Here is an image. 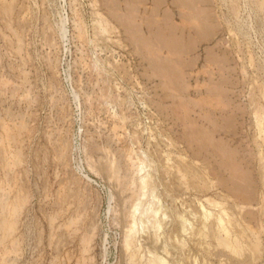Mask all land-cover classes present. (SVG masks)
<instances>
[{
	"label": "rangeland",
	"instance_id": "374dc122",
	"mask_svg": "<svg viewBox=\"0 0 264 264\" xmlns=\"http://www.w3.org/2000/svg\"><path fill=\"white\" fill-rule=\"evenodd\" d=\"M151 201L140 264H264V0H0V264H128Z\"/></svg>",
	"mask_w": 264,
	"mask_h": 264
},
{
	"label": "bare ground",
	"instance_id": "6f19581e",
	"mask_svg": "<svg viewBox=\"0 0 264 264\" xmlns=\"http://www.w3.org/2000/svg\"><path fill=\"white\" fill-rule=\"evenodd\" d=\"M176 1V0H175ZM184 1V0H183ZM185 1H187V0H185ZM195 1V0H194ZM198 1V0H197ZM95 3V2H94ZM177 3V2H176ZM197 3V2H196ZM92 4V3H91ZM98 7V6H97ZM128 10V9H127ZM199 11V10H198ZM234 11V10H233ZM127 12V11H126ZM159 13V12H158ZM165 13H168V12H165ZM130 14V13H129ZM170 14V13H169ZM180 14V13H179ZM186 15V14H185ZM171 16H172V14H171ZM185 17V16H184ZM103 20V19H102ZM170 20V19H169ZM149 25H151V24H149ZM205 25H207V24H205ZM141 26V25H140ZM142 27V26H141ZM147 27H148V25H147ZM150 27V26H149ZM176 28H177V26H175ZM179 27V26H178ZM202 27H205L204 25L202 26ZM194 28V27H193ZM198 28H199V26H198ZM205 28H207V27H205ZM148 29V28H147ZM183 29V28H182ZM192 29V28H191ZM197 29V28H196ZM207 29H209V27L207 28ZM176 30V29H175ZM205 31H209V30H206L205 29ZM150 32V31H149ZM201 32V31H200ZM144 33V32H143ZM170 33V32H169ZM158 35V34H157ZM203 35H204V33H203ZM207 35H208V33H207ZM160 36V35H159ZM194 36V35H193ZM192 36V37H193ZM206 36V35H205ZM191 37V38H192ZM190 38V39H191ZM183 39V38H182ZM150 40V39H149ZM172 40H173V38H172ZM175 40V39H174ZM197 42V41H196ZM160 43V42H159ZM175 43V42H174ZM176 44V43H175ZM164 45V44H163ZM165 45H167V44H165ZM168 45H171L170 44V42H169V44ZM174 45V44H173ZM177 45V44H176ZM172 48V47H171ZM175 48H176V46H175ZM180 48V47H179ZM197 48V47H196ZM209 53V52H208ZM172 54V53H171ZM174 57V56H173ZM193 57V56H192ZM178 58H180V57H178ZM167 59H170V58H166L165 57V60L164 61H166V63L165 64H167ZM194 60H196L197 58L195 57V58H193ZM210 60V59H209ZM162 61H163V59H162ZM170 62V61H169ZM173 61H171V63H172ZM196 62H197V60H196ZM176 63H177V61H176ZM169 65H170V63L169 64H167V66L169 67ZM157 66H158V64H157ZM172 66V65H171ZM175 66V65H174ZM186 66V65H185ZM188 66V65H187ZM162 67H164V66H162ZM169 68H171V67H169ZM180 68V67H179ZM156 69V68H155ZM168 69V68H167ZM172 69V68H171ZM155 71V70H154ZM161 71H162V69H161ZM172 71L173 72H175L173 69H172ZM177 71V70H176ZM182 71V70H181ZM173 72H171V73H173ZM181 74V73H180ZM179 74V75H180ZM186 75V74H185ZM168 76V75H167ZM184 76V75H183ZM165 77V76H164ZM169 77V76H168ZM180 77V76H179ZM225 77V76H224ZM166 78V77H165ZM172 78H174V77H172ZM182 78V77H181ZM184 78V77H183ZM185 79V78H184ZM176 80V79H175ZM213 80V79H212ZM185 81V80H184ZM220 81V80H219ZM228 81V80H227ZM161 82V81H160ZM224 82V81H223ZM171 85V84H170ZM179 85V84H178ZM180 86V85H179ZM171 87V86H170ZM174 88V87H173ZM176 88V87H175ZM174 88V89H175ZM169 97V96H168ZM171 98V97H170ZM163 99H165V98H163ZM175 99V98H174ZM179 100H181V98L179 99ZM190 100V99H189ZM148 101V100H147ZM146 101V102H147ZM143 102V101H142ZM175 102V101H174ZM133 104V103H132ZM182 104L184 105L185 103H181V106H182ZM169 105H171L170 103H169ZM179 107V106H178ZM176 108V107H175ZM165 109V108H164ZM171 109V108H170ZM188 111V110H187ZM175 112V111H174ZM177 112V111H176ZM173 113V112H172ZM169 114V113H168ZM192 114V113H191ZM176 116H178L177 114H176ZM187 117H189V116H187ZM180 120V119H179ZM191 120V119H190ZM189 121V120H188ZM141 123V122H140ZM185 123V122H184ZM207 123V122H206ZM213 123V122H212ZM192 126V125H191ZM143 128V131H146L147 133H150L149 132V127H146V126H143L142 127ZM199 128V127H198ZM219 129V128H218ZM190 131V130H189ZM199 131V130H198ZM145 132V133H146ZM197 132V131H196ZM200 132V131H199ZM171 133V132H170ZM197 134V133H196ZM197 136V135H196ZM211 136V135H210ZM149 137V136H148ZM170 137V136H169ZM139 138V137H138ZM203 138V137H202ZM133 139V138H132ZM140 139V138H139ZM187 139V138H186ZM198 139V138H197ZM183 140V139H182ZM136 141V140H135ZM220 141V140H219ZM219 141H216V143L218 144V142ZM2 142V141H1ZM198 143V142H197ZM75 144V143H74ZM188 144V143H187ZM202 145V144H201ZM204 146V145H203ZM214 146H216L215 144H214ZM219 146H221V144H218V147ZM190 147V146H189ZM192 147H194V145L192 144ZM198 147V146H197ZM201 147V146H200ZM212 147V146H211ZM217 147V146H216ZM178 148V147H177ZM196 148V147H195ZM204 148H206V147H204ZM192 149H194V148H192ZM197 149V148H196ZM158 150V149H157ZM165 150H167V148L165 149ZM232 150V151H231ZM231 153L234 151L232 148H231ZM192 151V150H191ZM225 151V150H224ZM178 152V151H177ZM195 152V151H194ZM220 152V151H219ZM221 153V152H220ZM21 154V153H20ZM226 154V153H225ZM225 154H224V156H225ZM228 154V153H227ZM229 154H230V152H229ZM148 155V154H147ZM159 155V154H158ZM195 155L196 156H198L199 154H198V149L196 150V153H195ZM231 156L233 155V153L232 154H230ZM194 156V155H193ZM195 156V157H196ZM221 156V155H220ZM231 156H230V159H231ZM152 158V157H151ZM227 158V157H226ZM237 158V157H236ZM235 158V159H236ZM131 159H132V163H133V166L135 167V170H136V173L139 175V182H138V185H139V188H140V190H142V195H147V193H151V195L152 196H154V192L156 191V187H157V183L155 182V180L153 179V176H152V174L149 172V170H148V167L150 166V164H148V159L146 158V157H141V154L139 155V153L138 152H135L134 153V156H131ZM135 159V160H134ZM163 159V158H162ZM161 159V160H162ZM228 159V158H227ZM234 159V161H236ZM160 160V161H161ZM228 161H229V159H228ZM231 161V160H230ZM230 161H229V163H230ZM156 162V161H155ZM232 162H233V160H232ZM240 162V161H239ZM238 162V163H239ZM237 163V164H238ZM180 164V163H179ZM228 164V163H227ZM217 165V164H216ZM243 165V164H242ZM78 166V165H77ZM209 166V165H208ZM231 166H232V164H231ZM75 167V166H74ZM114 167V166H113ZM116 167V166H115ZM233 167V166H232ZM80 168V167H79ZM78 168V169H79ZM111 168V167H110ZM77 169V170H78ZM84 169V168H83ZM238 169V168H237ZM236 169V170H237ZM82 170V169H81ZM238 170H240V169H238ZM242 171V170H241ZM238 172V171H237ZM240 172V171H239ZM245 172V171H244ZM213 173H215V172H213ZM81 174V173H80ZM79 174V175H80ZM172 174V173H171ZM233 174V173H232ZM235 174V173H234ZM82 175V174H81ZM214 175V174H213ZM237 175V174H236ZM235 175V176H236ZM243 175V174H242ZM120 176V175H119ZM234 177V176H233ZM84 178H86V177H84ZM235 181H236V179H235ZM240 184V183H239ZM230 186V185H229ZM159 188V187H158ZM212 189V188H211ZM170 190V189H169ZM248 191V190H247ZM195 193V192H194ZM204 194V193H203ZM170 196V195H169ZM256 196V195H255ZM215 197V196H214ZM244 197V196H243ZM140 198V197H139ZM138 198V199H139ZM164 198V197H163ZM218 198V197H217ZM216 198V199H217ZM220 198V197H219ZM173 201V200H172ZM232 201V200H231ZM174 202V201H173ZM181 202H182V200H181ZM185 202V201H184ZM193 202H194V200H193ZM202 202V201H201ZM209 202H211L213 205H216V204H218L216 201H211V200H209ZM229 202V201H228ZM14 203V202H13ZM165 203V202H164ZM187 203V202H186ZM196 203V202H195ZM247 203V202H246ZM4 204V203H3ZM185 204V203H184ZM197 204V203H196ZM201 204V206L204 208V205L202 204V203H200ZM5 205V204H4ZM186 205V204H185ZM141 205H140V202H136L134 205H133V210H132V212H131V222L129 223V225H128V228H127V230H126V235H125V244H126V247H127V249H128V251H129V261H128V264H140L141 263V260L139 259L140 258V256H139V248H136V246H137V243H136V239H135V230H136V226L138 225V224H142V226H144V227H146L145 226V222L147 221V222H150V224H151V227H153L155 230H157V232L156 231H154V232H156V237H157V240L160 238V235H161V233L163 232H160L159 233V230H163L164 229V224L165 223H167V221L165 222V218H166V216H167V213H166V211L165 210H163V208H162V206L161 205H159V207H157V206H154L153 205V202L151 201V202H149V205L147 206V207H145L144 209H141V207H140ZM166 206V205H165ZM200 206V207H201ZM10 207V206H9ZM185 207V206H184ZM229 207V206H228ZM167 208V207H166ZM208 208V207H207ZM211 208V207H210ZM213 208V207H212ZM5 209V208H4ZM185 209V208H184ZM137 211H139V215H137ZM196 211H197V209H196ZM235 211V210H234ZM241 211V210H240ZM174 213V212H173ZM190 213V212H189ZM199 213V212H198ZM2 214V213H1ZM13 214V213H12ZM15 214V213H14ZM150 214V215H149ZM181 214V213H180ZM189 215V214H188ZM212 214H211V212H208L206 209H205V211H204V216H205V218H208L209 216H211ZM181 217V219H182V221H181V230L183 231V232H187L189 229H192L193 228V226H192V223L193 222H190V220H188L187 218H185L183 215H181L180 216ZM190 217V216H189ZM7 218V217H6ZM191 218V217H190ZM231 218V217H230ZM214 220V219H213ZM178 221V220H177ZM210 221V220H209ZM2 222H4V221H2ZM211 222H212V220H211ZM202 223V222H201ZM206 223V222H205ZM144 224V225H143ZM5 225V224H4ZM202 225V224H201ZM211 225V224H210ZM213 225H216L217 227H218V229H219V231H221V232H223V234L225 235V237H226V239H223V241H224V243L225 244H227V245H229L230 247L231 246H234L233 245V242L230 240L231 239V236H232V234H231V230L228 228V226H226V224H225V222H224V218H223V216L222 215H218L217 216V218L215 219V221L213 222ZM14 226V225H13ZM203 226V225H202ZM1 227V226H0ZM138 227V226H137ZM141 228V227H140ZM209 228H210V226H209ZM1 229V228H0ZM4 229V228H3ZM142 229H144V228H142ZM146 229V228H145ZM201 229V228H200ZM199 229V230H200ZM167 230V229H166ZM212 230H215V228H213V227H211L210 228V230L209 231H212ZM191 231V230H190ZM193 231V230H192ZM177 232V231H176ZM196 232V231H195ZM194 231H193V234H196ZM198 233H199V231H197ZM202 232V231H201ZM216 232V231H215ZM159 233V234H158ZM21 234V233H20ZM212 234V232L210 233V235ZM217 234V233H216ZM168 235V234H167ZM3 236V235H2ZM138 236V235H137ZM164 236V235H163ZM173 236V235H172ZM1 237V236H0ZM4 237V236H3ZM152 238V237H151ZM154 238V237H153ZM179 238V237H178ZM202 238V237H201ZM146 239V238H145ZM161 239V238H160ZM197 239V238H196ZM2 240V239H1ZM19 240V239H18ZM141 240V239H140ZM153 240V239H152ZM173 240V239H172ZM4 241V240H3ZM142 241V240H141ZM222 241V240H221ZM180 242V241H179ZM180 244H181V242H180ZM203 244V243H202ZM21 245V244H20ZM182 245V244H181ZM4 247V246H3ZM153 249L150 251V253H151V255H150V257L148 258V260L145 262V264H170V261H169V258H171V256H173V253L171 252V250H170V248L167 246V243L165 242V244L162 246V247H155V246H153L152 247ZM188 248V247H187ZM233 248V247H232ZM179 256V255H178ZM190 258V257H189ZM195 259V261H197L198 259H197V257H195L194 258ZM171 260V259H170ZM178 260V259H177ZM179 260H181V259H179ZM188 260V259H187ZM144 264V263H143ZM181 264V263H180Z\"/></svg>",
	"mask_w": 264,
	"mask_h": 264
}]
</instances>
